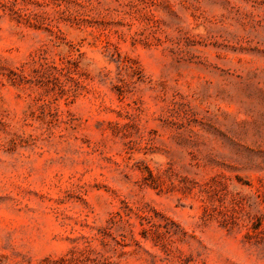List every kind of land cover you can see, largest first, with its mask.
I'll return each mask as SVG.
<instances>
[{
	"label": "rangeland",
	"instance_id": "rangeland-1",
	"mask_svg": "<svg viewBox=\"0 0 264 264\" xmlns=\"http://www.w3.org/2000/svg\"><path fill=\"white\" fill-rule=\"evenodd\" d=\"M0 264H264V0H0Z\"/></svg>",
	"mask_w": 264,
	"mask_h": 264
}]
</instances>
